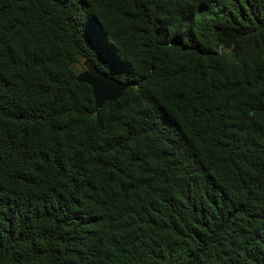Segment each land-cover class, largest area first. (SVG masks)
I'll list each match as a JSON object with an SVG mask.
<instances>
[{"label":"trees","instance_id":"1","mask_svg":"<svg viewBox=\"0 0 264 264\" xmlns=\"http://www.w3.org/2000/svg\"><path fill=\"white\" fill-rule=\"evenodd\" d=\"M0 264H264V0H0Z\"/></svg>","mask_w":264,"mask_h":264},{"label":"water","instance_id":"2","mask_svg":"<svg viewBox=\"0 0 264 264\" xmlns=\"http://www.w3.org/2000/svg\"><path fill=\"white\" fill-rule=\"evenodd\" d=\"M84 69L76 76L78 81L92 86L96 108L100 109L106 102L119 99L123 92L134 85L133 82H122L112 75L101 71L90 59L83 62Z\"/></svg>","mask_w":264,"mask_h":264}]
</instances>
